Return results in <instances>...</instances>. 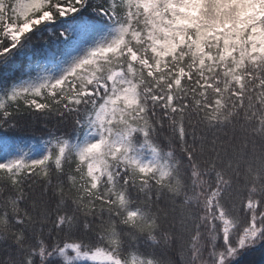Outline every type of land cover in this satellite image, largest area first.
<instances>
[{"label": "snow or ice", "instance_id": "snow-or-ice-1", "mask_svg": "<svg viewBox=\"0 0 264 264\" xmlns=\"http://www.w3.org/2000/svg\"><path fill=\"white\" fill-rule=\"evenodd\" d=\"M257 253L264 0H0V264Z\"/></svg>", "mask_w": 264, "mask_h": 264}, {"label": "trees", "instance_id": "trees-1", "mask_svg": "<svg viewBox=\"0 0 264 264\" xmlns=\"http://www.w3.org/2000/svg\"><path fill=\"white\" fill-rule=\"evenodd\" d=\"M54 37H50L47 32L43 34L42 39H37L36 37L33 38V46L35 49L39 50L45 47V41H48L49 43H52L54 40ZM25 61H21L18 59L17 63H24ZM9 72L14 71V69H9ZM16 75H19V71H16ZM37 136H39V133H36ZM28 139H31V137H28ZM38 141V140H37ZM250 259H255L257 261V264H264V255L257 253L253 257H245L242 261L241 264H247L248 260Z\"/></svg>", "mask_w": 264, "mask_h": 264}, {"label": "rangeland", "instance_id": "rangeland-1", "mask_svg": "<svg viewBox=\"0 0 264 264\" xmlns=\"http://www.w3.org/2000/svg\"><path fill=\"white\" fill-rule=\"evenodd\" d=\"M34 142H35L37 145L39 144V141H37V140H36V141H34Z\"/></svg>", "mask_w": 264, "mask_h": 264}]
</instances>
